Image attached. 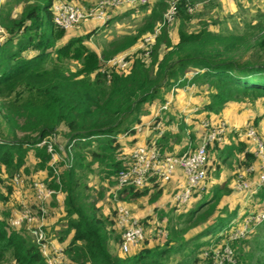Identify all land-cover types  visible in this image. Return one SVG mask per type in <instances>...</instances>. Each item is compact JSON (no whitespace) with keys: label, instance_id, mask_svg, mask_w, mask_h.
Wrapping results in <instances>:
<instances>
[{"label":"trees","instance_id":"16d2710c","mask_svg":"<svg viewBox=\"0 0 264 264\" xmlns=\"http://www.w3.org/2000/svg\"><path fill=\"white\" fill-rule=\"evenodd\" d=\"M54 1H0V200L13 193V186L6 184L2 174L9 178L30 172L27 159L32 153L35 171H46L44 181L65 193V228L60 241L73 233L64 248L66 264H206L204 252L212 245L228 243L235 219L239 223L250 213L264 210V185L238 194L241 202L233 208L221 207L224 198L235 193L236 171L215 184L199 203L170 204L168 212L162 210L159 219L167 218L168 231L164 242L151 244L145 238L134 248L137 251L119 254L112 252L111 243L119 245L121 235L116 234L111 219L97 215L84 178L87 171L95 172L110 185L117 184L127 162L120 150V137L134 135L136 125L142 122L144 105L155 101L163 105L173 89L205 88L206 100L194 115L200 122L203 118L217 122L230 103L254 105L264 99V9L257 13L255 22L243 25L219 19L208 22L199 16L200 27L192 30L196 14L189 7L201 0H176L172 25L165 21V15L173 0H157L153 5L122 8L104 25L65 38L73 30L55 24ZM19 6L21 12H16ZM136 12L145 14L134 33L106 43L101 54L86 45L100 29ZM211 24H217L218 29H212ZM148 35L155 36L149 53L140 49L130 55L126 70H111L109 75L101 71L103 60L132 49ZM167 114L165 111L164 124H177L178 130H167L158 139L161 151L181 155L194 148L197 136L190 129L194 120L187 124L184 116ZM263 119L264 113L248 126L258 131L256 126ZM59 132L66 139L64 146L71 160L59 177L60 183L49 164L52 156L48 145H39ZM247 142L246 136L232 130L225 142L210 144L208 150L215 154L216 167L214 162L210 164L209 172L215 168L218 174L221 166L229 163L236 164L238 171L252 166L257 156L248 150ZM154 190L127 186L115 188L112 196L129 203ZM162 192L160 188L152 193L151 201ZM4 214L9 216V212ZM18 229L0 219V264L11 260L15 264H48L36 244ZM231 246L239 264H264V221L249 238L233 241Z\"/></svg>","mask_w":264,"mask_h":264},{"label":"built area","instance_id":"2783aa9c","mask_svg":"<svg viewBox=\"0 0 264 264\" xmlns=\"http://www.w3.org/2000/svg\"><path fill=\"white\" fill-rule=\"evenodd\" d=\"M152 0H100L91 8H84L80 4L67 2L65 0H55L52 6L54 14V22L60 28L70 31L77 28L84 23H96L104 25L111 17V13L126 7H136L138 5L149 4ZM195 6H190L189 11H193ZM177 7L176 0H173L171 6L165 15V21L170 24L176 19ZM0 34L2 29L0 28ZM154 35H148L144 38L147 44V53H149L150 46L154 43ZM106 65H102L101 71L110 74L111 70L123 71L129 66V54H119L106 61ZM192 86H190L191 88ZM173 89L171 97L159 108L154 120L146 124L139 123L135 130L139 133L145 129L151 130L152 136L145 141L138 142L128 153L124 154V159L127 160L126 166L121 170L117 176V188L127 186H135L139 189L150 188L160 189L169 184L178 170L182 171L184 181L172 191L171 205L182 207L191 203L194 199L201 198L206 191V180L209 174L210 160L208 147L214 142L222 143L225 141L226 135L232 129L226 121L218 120L213 122L209 118L201 120L200 142L194 148L181 155L169 154L162 152L158 139L165 134L167 130L177 129V124L165 125L163 116L165 111L169 109L173 101ZM198 109H192L196 112ZM161 119L157 121L158 117ZM235 132L239 135L246 136L252 139L257 146L255 155L260 159V175L258 180L252 181L249 176H252L256 167L252 166L242 169L234 181L235 187L238 191H256L259 187L264 185V142L260 138L257 130L253 126L246 125ZM56 135H52L43 140L39 145H48V152L52 158L50 166L57 175V182L60 183V175L68 166L71 160L63 145L62 150L65 158L58 160L57 145L54 144ZM61 148V146H60ZM63 162V164H61ZM60 163V164H59ZM62 166V170L61 167ZM33 189L37 198L42 202H46L63 194L61 187L59 189L49 186L44 181H36L33 184ZM60 198L58 199V201ZM62 203H65L63 200ZM116 225L121 235L120 250L122 253H128L132 249L137 248L146 238L145 227L141 220L134 218L127 210L126 206L119 205L116 210ZM47 216V210L44 206H30L25 202L19 211H16L15 217L9 222L10 227L20 228L26 225V229L31 233L34 243L39 248L41 254L46 259L48 264H66L67 257L64 252V247L59 246L55 241L48 237L45 229L46 222L44 218ZM237 219L233 221V227L230 230L229 241L223 244V247L212 245L204 252V257L208 264H235L234 251L231 247V242L245 239L252 232V230L264 221V210L255 213H250L243 220L237 223ZM163 237L168 236L167 231H163ZM166 240V239H165Z\"/></svg>","mask_w":264,"mask_h":264},{"label":"rangeland","instance_id":"374dc122","mask_svg":"<svg viewBox=\"0 0 264 264\" xmlns=\"http://www.w3.org/2000/svg\"><path fill=\"white\" fill-rule=\"evenodd\" d=\"M1 2H5V0H0ZM100 0H70L67 2L80 4L84 8H91L94 5H96ZM157 0H152L149 4L153 5ZM199 4L195 6L192 13L196 14L195 19L191 23V29L192 30H198L200 27L199 20L201 18H198L199 16L202 17L204 20H208V22L211 20H225L230 25H243L245 22L248 21H256V15L257 13L264 9V0H201L198 1ZM22 6H19L16 8V12H21ZM122 11L116 10L111 13V17L115 16ZM124 12V11H123ZM144 12H136L131 15L125 16L122 18V20H118L109 26H106L105 28L100 29L90 37V39L86 42V45L89 46L91 49L97 51L99 54H101L103 50V46H105L106 43L110 42L111 40L134 33L138 25L141 23V19L144 16ZM174 21L170 22V25H172ZM83 25L88 26L90 29L96 28L99 25H96L92 22L84 23L80 26V28L74 29L72 32L67 33V36L65 38L70 37L71 35H80L84 34L83 30L81 29ZM212 29L216 30L218 29L217 24H211ZM173 38L175 41L178 40L177 34H173ZM145 50L147 49V44L144 42V40L140 41L137 46L133 47L132 49L126 51L127 54L132 55L138 50ZM122 54V53H121ZM124 54V52H123ZM102 64L106 65L107 68L109 66L107 65L106 61L103 60ZM186 90L184 93L188 95V97L199 99V101L203 104L206 100V91L205 88H197L195 86H192L191 88L189 86L184 87ZM173 96L177 97V100L172 101L170 104L169 109L167 113L171 114L172 116L176 117H185L186 123L189 122V120H194L192 123L193 125L190 126V129L196 133L197 141L195 140L193 142L194 145H198L200 140L198 139L200 134V126L201 122L197 117L194 116L192 113L188 112L189 108H192L191 105L194 104L193 102L189 106H182L180 102V95L179 93H175ZM193 98V100H194ZM192 100V101H193ZM264 99L258 100L254 105H250L248 103H241V102H233L230 103V105L227 106L225 112L226 115H222L226 120L231 122L230 127L234 130L245 128L248 123H250L256 116H259L260 114L264 113V105H263ZM156 101L153 103H147L143 107V115H147L151 113V110L158 109L157 105H155ZM198 103V102H197ZM196 104V103H195ZM185 107V109H183ZM167 114V115H168ZM142 115V116H143ZM166 115V116H167ZM155 116V115H153ZM230 118H233V122L229 120ZM154 120V118H153ZM176 123V122H175ZM258 129L259 136L262 137V140L264 142V119L260 122L259 126H256ZM176 130V129H175ZM232 131V130H231ZM230 131V132H231ZM122 140V139H120ZM124 140V139H123ZM227 140L229 141L230 138L228 137ZM185 142H188V139L184 140ZM54 144H56L58 147V153L57 157L58 160H63L65 158L62 147L66 144V139L60 134V132L56 135L54 139ZM120 142V141H119ZM225 142V141H224ZM121 145V144H120ZM128 145V144H127ZM126 144L124 146L121 145L120 150L122 151V157H124V149L127 147ZM61 146V148H60ZM128 148V147H127ZM126 148V149H127ZM125 149V150H126ZM209 160L210 164L212 165L214 162L215 165V154L209 152ZM88 161L90 159L88 158ZM60 164V163H59ZM63 164V162H61ZM27 165L30 168V172H19L15 173L13 176L8 178L7 173H3L2 175L6 178V184H11L13 186V193L11 194L10 198L7 200H0V219L6 220L7 222H10L12 218L15 217L16 211H19L22 203L25 202L26 204L33 206L36 208V206H44V208L47 210V216L44 218V221L46 222L45 229L48 233V237L51 238L53 241H55L59 246H66V244L70 241L72 238V235H69L64 242L60 241V232L65 228V221L64 217L66 215V212L64 208H62V196H54L50 200L42 203L36 196L35 191L33 189V184L36 181H44L47 177V172L45 171H35V159L32 155V153L29 154V157L27 159ZM213 165V166H214ZM61 170H62V166ZM216 167V165L214 166ZM65 170V169H64ZM215 168H212L211 171L208 174V178L206 180V191H204L203 194L210 193L212 187L215 184H219L229 177L233 176L234 173L237 171L238 168L236 164L229 163L226 165H222L218 174H216L217 171H215ZM87 179L84 178V183L87 184L86 193L89 196V200H94L97 208V215L101 218H109L115 223L116 227V234L119 233L117 223H116V210L119 207V205L126 206L127 210L130 212V214L141 221H143V226L145 227L146 232V238H149L151 244H153L155 241L164 242L165 239H167V236L164 238L162 233L163 231H167L166 229V221L167 218H164L163 220L159 219V213L162 210H165V212L170 210V206L167 205V202L170 198L171 190L167 191V193H164V191L161 193V195L156 199L151 201V194L158 191V189H155L153 192H151L149 195H146L144 197H141L135 201L131 202H125L118 200L116 195L114 194L112 196V193H114L115 188H117V184L110 185L109 181L106 179H102L98 173L95 172H89L86 173ZM237 177V176H236ZM236 177L233 181H235ZM250 178H258L255 177V173L252 176H249ZM45 182V181H44ZM234 186L235 193H232L230 196L224 198V202L222 203L221 207L224 205H229L231 208L236 206L239 202H241L240 193L246 192V191H238V189ZM174 190V189H172ZM5 195L7 192L4 193ZM60 200L58 201V199ZM196 204L199 203V199L193 200ZM53 203V204H52ZM55 204V205H54ZM193 206L190 205L187 208H191ZM4 212H9V216H6ZM178 213L180 210L177 211ZM148 220V222H146ZM19 231H24L26 236L34 243L33 236L31 233L26 229V225H22L19 229ZM197 230V229H196ZM196 230L191 231L189 233L192 234L196 232ZM254 230V229H253ZM252 230V231H253ZM168 233V231H167ZM120 234V233H119ZM157 238H154L156 237ZM250 234L247 238H249ZM220 248L223 247V244L218 245ZM120 245H117V249L115 245L111 246L112 252H117L120 254H123L120 250ZM232 247V246H231ZM234 251V257L236 259L235 264L238 263L237 254L232 247ZM134 251H137V249H133ZM204 256V255H203ZM177 259H180V256L177 257ZM5 264H15L13 260L8 261ZM203 264V263H202ZM208 264V262H206ZM242 264V263H240Z\"/></svg>","mask_w":264,"mask_h":264},{"label":"crops","instance_id":"0c3cea01","mask_svg":"<svg viewBox=\"0 0 264 264\" xmlns=\"http://www.w3.org/2000/svg\"><path fill=\"white\" fill-rule=\"evenodd\" d=\"M94 24H96V23H94ZM96 25H98V24H96ZM99 26H102V25H99ZM97 27V26H96ZM84 32L83 33H88V32H90L92 29H90L88 26H86V25H83V27L81 28ZM172 91L173 90H171V92L170 93H168L167 94V98L169 99L170 97H171V93H172ZM186 90L183 88V89H180V88H178V89H176L174 92H173V95L177 92V93H179V95L181 96L180 97V102H181V104H182V106H189V105H191V103L193 102L194 104L196 103V102H198V104L197 105H194V104H192L191 105V107L192 108H189V110H188V112L190 113V115L193 113L194 115H195V112H193L192 111V109H195V108H197L198 109V106H199V103H201L200 101H199V99L197 100V99H195L194 97V100H193V98H191V97H188V95L186 94V93H184ZM167 99V100H168ZM177 100V97H175V96H173V103H174V101H176ZM193 100V101H192ZM155 105H157L158 107V109H156L157 111H156V113L159 111V108L161 107V105H159V103H158V101H156V103H155ZM170 110H171V108H169ZM168 109V110H169ZM183 109H185V107H183ZM168 110H166V112L168 111ZM149 111H151V113H149V114H147V115H143L142 116V122L141 123H143V124H146L147 122H149V121H151V120H153V118H155V116H153V115H156L155 114V110H149ZM223 115H226V112L224 111V114ZM158 117V116H157ZM212 120V119H211ZM217 121L218 120H223V121H226L228 124H229V126H230V124H231V122H229L228 120H226L223 116H221V117H219V118H217L216 119ZM229 120H231L232 122H233V118H230ZM189 123H191L190 122V120H189V122L187 123V124H189ZM200 129H201V127H200ZM178 130V128L175 130H173L172 129V131H177ZM153 134H152V132H151V130H148V129H145L143 132H141V133H139V132H136L134 135H131V136H121L120 137V139H122V140H120L119 139V141H120V144L122 145V146H124V144H128L127 145V149L125 150L124 149V152L125 153H128L138 142H140V141H145L146 139H149L151 136H152ZM200 135V134H199ZM200 137V136H199ZM199 137H198V139H199ZM260 138L262 139V137L260 136ZM124 139V140H123ZM248 139V138H247ZM133 140H135V141H133ZM133 141V142H132ZM186 143V142H185ZM247 146H248V150H250V151H253L254 153L256 152V149H257V146H256V143L252 140V139H248V142H247ZM176 149L178 150V147H176ZM123 152V153H124ZM254 165H255V167H256V171H255V177H258L259 178V175H260V172H261V170H260V166H261V161H260V159L257 157V160H256V162L254 163ZM258 178H251V180L252 181H254V180H258ZM184 181V176H183V174H182V171L181 170H178L177 172H176V174H175V176H174V178H173V180L169 183V184H167V186H165L164 188H163V191H164V193H167V191H169V190H171V193H170V198H169V200H168V202H167V205H169L170 206V204H171V200H172V189H175L176 187H178L182 182ZM60 196H62V199L65 201V193H63V194H61ZM63 206H62V208H64V203H61ZM112 245H115V247H116V249H117V243H115V242H112L111 243V246ZM64 248H65V246H63ZM120 254V253H119Z\"/></svg>","mask_w":264,"mask_h":264}]
</instances>
